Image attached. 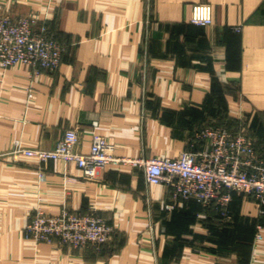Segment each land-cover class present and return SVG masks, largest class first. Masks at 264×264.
<instances>
[{"label": "crops", "instance_id": "1", "mask_svg": "<svg viewBox=\"0 0 264 264\" xmlns=\"http://www.w3.org/2000/svg\"><path fill=\"white\" fill-rule=\"evenodd\" d=\"M210 3L212 24L190 22ZM14 18H45L64 53L32 76L0 64V264H264V205L232 193L230 218L194 200L175 209L169 188L139 167L110 164L86 179L74 164L15 151L52 149L77 128V150L103 135L117 157L199 153L207 127L244 136L264 162V0H7ZM31 89L33 97L28 98ZM96 122L97 125L93 126ZM95 211L114 228L96 251L34 242L41 210ZM220 216V217H219ZM259 232L261 238H257Z\"/></svg>", "mask_w": 264, "mask_h": 264}, {"label": "built area", "instance_id": "2", "mask_svg": "<svg viewBox=\"0 0 264 264\" xmlns=\"http://www.w3.org/2000/svg\"><path fill=\"white\" fill-rule=\"evenodd\" d=\"M6 2L0 0L1 66L25 65L32 76L56 71L64 47L55 38L50 23L35 15L14 18L5 7ZM212 21L210 3L192 5V24L206 27ZM28 90V98H32V91ZM96 125L94 122L93 126ZM200 136L209 142L203 150L184 151L174 157H117L113 143L99 134L93 136L88 151H79L77 128L66 129L52 149L17 145L15 151L37 159L41 179L45 176L42 165L49 160L74 163L86 179L95 178L99 169L110 164L139 167L148 184L162 183L169 188L171 202L165 205L168 211L175 209L181 200H194L229 219L233 192L247 194L264 205V162L260 161L255 170L247 168L255 158L252 143L242 135L216 127L205 128ZM25 233L36 243L92 247L100 251L112 237L114 228L95 211L70 213L64 209L52 215L38 210L27 223ZM256 237L261 238V234L257 232Z\"/></svg>", "mask_w": 264, "mask_h": 264}, {"label": "trees", "instance_id": "3", "mask_svg": "<svg viewBox=\"0 0 264 264\" xmlns=\"http://www.w3.org/2000/svg\"><path fill=\"white\" fill-rule=\"evenodd\" d=\"M51 31H52V29H51ZM212 210H214V209H212ZM215 211V210H214ZM216 212V211H215ZM218 215H220L218 212H216ZM220 217V216H219Z\"/></svg>", "mask_w": 264, "mask_h": 264}]
</instances>
